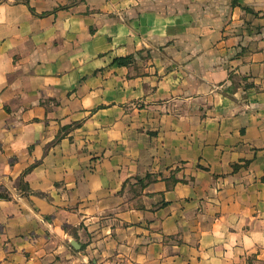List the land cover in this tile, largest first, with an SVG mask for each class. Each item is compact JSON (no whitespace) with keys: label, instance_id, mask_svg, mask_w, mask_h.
Segmentation results:
<instances>
[{"label":"crops","instance_id":"crops-1","mask_svg":"<svg viewBox=\"0 0 264 264\" xmlns=\"http://www.w3.org/2000/svg\"><path fill=\"white\" fill-rule=\"evenodd\" d=\"M0 264H264V0H0Z\"/></svg>","mask_w":264,"mask_h":264},{"label":"trees","instance_id":"trees-1","mask_svg":"<svg viewBox=\"0 0 264 264\" xmlns=\"http://www.w3.org/2000/svg\"><path fill=\"white\" fill-rule=\"evenodd\" d=\"M118 63L119 64H127L128 63V59H118Z\"/></svg>","mask_w":264,"mask_h":264}]
</instances>
